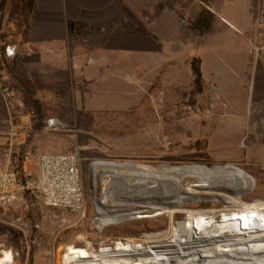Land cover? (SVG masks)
Masks as SVG:
<instances>
[{
    "label": "rangeland",
    "instance_id": "obj_1",
    "mask_svg": "<svg viewBox=\"0 0 264 264\" xmlns=\"http://www.w3.org/2000/svg\"><path fill=\"white\" fill-rule=\"evenodd\" d=\"M200 1L205 5L201 11L209 10L207 0ZM213 1L209 11L219 20L214 28L226 29L225 41L230 34L232 57L248 54V69L227 74L228 80L219 75L217 82L214 73L202 72L201 63V92L194 83V58L188 56L181 62L166 57L159 63L143 56L96 55L95 67L48 74L41 72L38 62H25L24 55L0 63V169L8 165L14 149L33 154L79 151L86 194L85 209L77 213L49 209L35 200L27 211L0 214V264L14 259L15 264H122L121 252L128 242L169 228L170 219L160 211L124 210L123 216H117L130 204L129 194L110 199L107 210L112 216L99 222L96 199L113 176L95 178L90 169L96 161L142 167L232 165L255 181L241 204L264 201V50L256 51L264 36L259 26L264 0ZM194 20L188 17L183 22L192 29ZM6 21L2 35L14 37V20ZM4 82L22 87L21 92L6 88L14 94L8 104L1 88ZM49 119L62 126L47 128ZM23 168L35 170L34 164ZM198 209L222 211L224 207L216 199L190 201L174 213L175 224L184 218L180 211ZM153 214L162 216L142 219ZM132 215L139 218L118 224ZM218 215L206 216L203 227L238 225L233 216ZM194 228L196 222L191 220L187 231L192 233Z\"/></svg>",
    "mask_w": 264,
    "mask_h": 264
},
{
    "label": "crops",
    "instance_id": "obj_2",
    "mask_svg": "<svg viewBox=\"0 0 264 264\" xmlns=\"http://www.w3.org/2000/svg\"><path fill=\"white\" fill-rule=\"evenodd\" d=\"M207 6L212 9L214 1ZM202 7L200 0H3L2 9L3 23L14 20L12 44L21 55L38 57L46 74L95 67L96 55L143 56L159 63L166 57L199 58L202 72L214 73L217 82L219 75L228 80L247 71L248 54L231 56L230 34L225 41L226 29L214 28L216 13L206 34L184 25V18L196 19Z\"/></svg>",
    "mask_w": 264,
    "mask_h": 264
},
{
    "label": "bare ground",
    "instance_id": "obj_3",
    "mask_svg": "<svg viewBox=\"0 0 264 264\" xmlns=\"http://www.w3.org/2000/svg\"><path fill=\"white\" fill-rule=\"evenodd\" d=\"M90 172L99 179L106 174L113 176L108 188L96 199L99 222L111 214L109 200L127 192H131L132 202L117 216H123L125 211L144 210L160 211L170 219L167 230L147 234L138 242H128L121 252L122 264H264V201L241 204L242 196L253 188L255 181L240 168L232 165L142 167L134 163L96 161ZM125 172L131 176H124ZM186 182L194 184L186 188ZM207 195L210 197L205 198ZM200 199H216L224 210L180 211L184 218L176 225L174 213L184 204ZM218 214L227 219L233 216L238 225L233 229L203 227L206 216L218 218ZM254 216L256 222L252 220ZM191 220L196 222V228L189 233L187 226Z\"/></svg>",
    "mask_w": 264,
    "mask_h": 264
},
{
    "label": "built area",
    "instance_id": "obj_4",
    "mask_svg": "<svg viewBox=\"0 0 264 264\" xmlns=\"http://www.w3.org/2000/svg\"><path fill=\"white\" fill-rule=\"evenodd\" d=\"M2 8L3 0H0V50L6 60H14L19 49L9 40L11 36L2 35ZM259 26L264 30V16L260 18ZM262 37V45L256 49L257 52L264 50ZM13 95L8 89L3 90L6 104ZM46 126L58 130L62 125L56 119H49ZM26 164H34L35 170H17ZM35 200L53 210L77 213L85 209L86 194L79 151L68 154L11 151L8 165L0 169V214L27 211Z\"/></svg>",
    "mask_w": 264,
    "mask_h": 264
},
{
    "label": "trees",
    "instance_id": "obj_5",
    "mask_svg": "<svg viewBox=\"0 0 264 264\" xmlns=\"http://www.w3.org/2000/svg\"><path fill=\"white\" fill-rule=\"evenodd\" d=\"M204 3H206V0H203ZM213 14L209 10H202L199 14V16L192 22V29L194 31L199 32L200 34H206L211 30L212 24H213ZM1 25V21H0ZM22 56L20 52H18L17 57L14 60H17ZM24 60L25 62H38L39 58L35 56H27L24 55ZM6 60L4 56L2 55V50H0V63ZM191 67H192V72L194 76V83L197 88V92L202 91V84H203V79H202V72H201V60L199 58H194L191 61ZM1 88L4 90L8 88L9 90L15 91V92H21L22 87L19 85H12V84H7L3 83L1 84ZM17 170L22 171L23 166H20ZM11 264H15V259Z\"/></svg>",
    "mask_w": 264,
    "mask_h": 264
},
{
    "label": "water",
    "instance_id": "obj_6",
    "mask_svg": "<svg viewBox=\"0 0 264 264\" xmlns=\"http://www.w3.org/2000/svg\"><path fill=\"white\" fill-rule=\"evenodd\" d=\"M162 166H167V167H170V166H168V165H162ZM216 167V166H215ZM213 168V167H212ZM108 188V187H107ZM127 194H129V199H128V202H130V204H131V202H132V197H131V192H127V193H124V194H122V195H119L117 198H114V199H118V198H121V197H125V195H127ZM158 217V216H162V215H155V214H153L152 216H150L149 218H152V217ZM136 218H138L137 216H134V217H130V218H126L124 221H130V220H133V219H136ZM145 219H147V218H145ZM124 221H122V223L124 222Z\"/></svg>",
    "mask_w": 264,
    "mask_h": 264
}]
</instances>
